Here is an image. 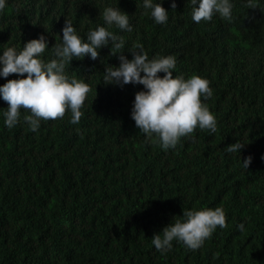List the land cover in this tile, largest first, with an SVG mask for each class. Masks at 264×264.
Masks as SVG:
<instances>
[{
    "label": "trees",
    "instance_id": "1",
    "mask_svg": "<svg viewBox=\"0 0 264 264\" xmlns=\"http://www.w3.org/2000/svg\"><path fill=\"white\" fill-rule=\"evenodd\" d=\"M172 2L162 6L167 22L157 24L144 8L136 15L138 0H6L0 54L43 35L48 61L65 20L85 40L89 30L106 27L123 37L121 54L140 43L149 59L174 56L173 76L207 79L213 95L201 99L217 130L197 127L167 150L147 142L131 119L143 86L104 80L105 68L120 63L110 45L96 60L73 58L66 66L69 77L92 89L78 124L68 111L33 132L22 109L9 129L8 105L0 98V264H264V53L245 28L260 23L262 0H254L255 9L235 0L232 22L215 14L201 23L190 20L189 0H174L175 9ZM105 7L126 13L133 31L106 25ZM221 24L220 40L194 41L192 30L207 34ZM237 141L244 144L239 153L226 152ZM204 207H222L227 227L217 226L194 251L175 240L170 251L155 249L154 234L183 211Z\"/></svg>",
    "mask_w": 264,
    "mask_h": 264
},
{
    "label": "clouds",
    "instance_id": "2",
    "mask_svg": "<svg viewBox=\"0 0 264 264\" xmlns=\"http://www.w3.org/2000/svg\"><path fill=\"white\" fill-rule=\"evenodd\" d=\"M167 0H138L140 10L136 15L144 14L143 8L157 24L168 20V11L162 6ZM235 0H189L188 9L191 11L190 20L193 23L211 21L215 14L227 22L234 20L232 9ZM6 7V0H0V10ZM172 9L176 8L173 0ZM245 7L255 9L254 0H247ZM262 17L259 24L246 26L252 34L249 38L255 40L263 48L264 53V0H262ZM141 11V12H140ZM142 13V14H141ZM145 14H148L147 12ZM103 20L106 25H115L121 30L132 32L129 16L118 7H105ZM220 26L218 29L217 27ZM224 26L217 25L207 34L192 30L194 41L202 37L208 41L214 38L220 40ZM62 42L54 44V58L45 61L42 55L48 48L43 35L38 39L26 42L20 50L8 47L0 54V77L6 83L0 85V98L7 103L3 113L4 124L7 128L15 127L21 120V110L30 113L23 116L30 130L36 132L41 121L63 119L66 112H71L72 124H78L83 112L81 111L91 87L82 79L69 77L66 66L73 58L83 59L89 56L92 60L99 57V49L111 46L112 55L120 61L118 67L105 68L106 84L123 86L139 84L144 90L137 91L131 110V119L135 126L146 136V141L158 143L162 149L175 148L182 137L191 136L198 127L215 133L217 121L202 102L213 95L209 81L196 74L185 79L183 75H175L176 58L172 55L158 54L149 59L143 45L136 43L129 55L121 54L124 48L123 37L114 35L106 27L97 26L89 30L86 40L77 34L71 21H66L62 28ZM169 54V53H167ZM143 73V75H141ZM11 74H17L18 79H7ZM243 143L236 142L226 147L228 153H239ZM252 157L243 160L247 169ZM217 226L227 227L226 215L222 207H204L197 210H185L181 218L165 226L152 237V244L160 252L170 251L172 242H182L190 250L201 248L204 242L211 238ZM243 231L244 225H238Z\"/></svg>",
    "mask_w": 264,
    "mask_h": 264
}]
</instances>
